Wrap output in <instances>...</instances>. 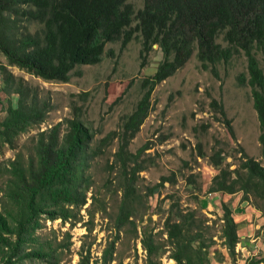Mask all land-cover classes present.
Listing matches in <instances>:
<instances>
[{
	"label": "trees",
	"instance_id": "1",
	"mask_svg": "<svg viewBox=\"0 0 264 264\" xmlns=\"http://www.w3.org/2000/svg\"><path fill=\"white\" fill-rule=\"evenodd\" d=\"M135 38L140 39L142 66L154 44L162 58L155 71L141 80L143 94L133 111L123 117L119 130L97 138L77 107L73 117L37 131L25 151L19 149L0 163V264H9L31 241L35 248L26 255H53L51 243L35 235L42 227L41 219L77 221L92 186L93 192L100 193L94 187L95 160L115 138L117 149L110 167L121 176L120 200L117 210L110 214L115 237L100 258L91 260L89 254L81 252L77 264H111L115 242L128 230L141 242L145 264H162L165 245L174 264H212L211 250L217 260L223 258L207 235L205 217L198 216L195 208L181 207L173 198L160 230L154 231L148 221L137 224L144 213L139 212L143 195L136 176L145 167L140 164L142 150L131 152L129 143L149 113L156 84L173 75L195 50L201 65L211 70L243 53L246 73L237 79L251 88L264 158V0H140V5L135 0H0V54L6 59L0 64V90L17 94L16 103H8L0 121V142L14 147L21 133L39 127L50 108V102L41 98L37 89L7 66L45 81L68 82L72 73L81 74L77 67L99 63L108 42L118 41L123 49ZM211 104L225 117L221 104L215 100ZM226 123L234 134L228 119ZM221 152L218 149L211 155L218 172L208 192L241 191L245 199L264 211V165L243 153L235 168L221 167ZM156 187H148L145 196L153 194ZM95 194H91L93 209L106 211L104 199ZM221 209L220 238L228 256H234L240 241L239 223L227 202H221ZM89 214L93 216L94 211Z\"/></svg>",
	"mask_w": 264,
	"mask_h": 264
},
{
	"label": "rangeland",
	"instance_id": "2",
	"mask_svg": "<svg viewBox=\"0 0 264 264\" xmlns=\"http://www.w3.org/2000/svg\"><path fill=\"white\" fill-rule=\"evenodd\" d=\"M135 1L140 5V0ZM29 28L32 30L34 25ZM218 40L222 42L221 38ZM140 47L139 38L131 40L123 49L118 41L108 42L101 61L77 67L75 70L81 74L72 73L68 82L45 81L16 66H7L16 77L37 89L39 96L50 102V108L39 127L21 133L14 147L0 142V163L19 149L25 151L30 137L37 131L73 117L78 112L77 107L87 125L96 131L97 138L119 130L123 117L133 111L143 94L141 80L155 71L162 58L161 50L154 44L142 66ZM5 63V57L0 54V64ZM240 73H246L243 53L211 70L201 65L195 50L173 75L156 84L150 96L149 113L129 143L131 152L142 150L140 164L145 167L136 176L143 195L139 212L143 210L144 213L137 224L148 221L154 231L160 230L171 198L178 200L183 208H195L198 216L206 219L207 235L215 241L213 247L223 255L217 260V254L211 250L212 264H253L254 260L264 259V211L257 209L251 199H245L241 191L229 194L207 190L218 172L211 161L215 150L222 151L221 167L235 168L243 153L264 165L251 88L238 81ZM16 100L17 94L8 95L0 90V121L6 115L8 103L15 104ZM213 100L222 105L225 117L211 104ZM226 119L234 134L229 132ZM116 149L117 138L105 148L103 155L96 158L94 187L100 193L93 192L92 186L76 222L41 219L42 227L35 235L41 241L51 243L53 255L44 258L26 255L35 248L36 244L31 241L22 246L9 264H77L81 252L89 254L91 260L100 258L107 243L115 237L110 214L117 210L120 200L121 176L110 164ZM154 185H157L156 191L145 196L148 187ZM93 193L104 199L106 211L93 209ZM222 201H227L228 205L232 201L236 204L233 213L239 222L240 241L235 246L234 256H228L220 238L218 215L222 214ZM89 211H94V215L90 216ZM164 239L162 233L161 242ZM164 249L166 252L160 258L162 264H174V260L167 257L166 245ZM113 255L115 259L111 264H145L146 252L129 230L120 233ZM259 264H264V260Z\"/></svg>",
	"mask_w": 264,
	"mask_h": 264
},
{
	"label": "crops",
	"instance_id": "3",
	"mask_svg": "<svg viewBox=\"0 0 264 264\" xmlns=\"http://www.w3.org/2000/svg\"><path fill=\"white\" fill-rule=\"evenodd\" d=\"M225 200V199H224ZM219 202V201H218ZM225 202H227V201H225ZM231 203V202H230ZM234 204V205H233ZM235 202H233L232 201V203L231 204H229V206L233 209V212H234V209H235ZM234 218H235V216H234ZM236 220V219H235ZM238 222V221H237ZM239 223V222H238Z\"/></svg>",
	"mask_w": 264,
	"mask_h": 264
},
{
	"label": "bare ground",
	"instance_id": "4",
	"mask_svg": "<svg viewBox=\"0 0 264 264\" xmlns=\"http://www.w3.org/2000/svg\"><path fill=\"white\" fill-rule=\"evenodd\" d=\"M168 264H171V263H168Z\"/></svg>",
	"mask_w": 264,
	"mask_h": 264
},
{
	"label": "water",
	"instance_id": "5",
	"mask_svg": "<svg viewBox=\"0 0 264 264\" xmlns=\"http://www.w3.org/2000/svg\"><path fill=\"white\" fill-rule=\"evenodd\" d=\"M172 261H173V259H172Z\"/></svg>",
	"mask_w": 264,
	"mask_h": 264
}]
</instances>
